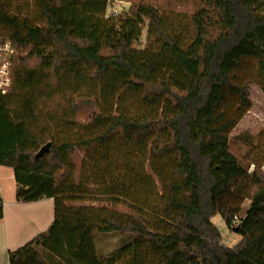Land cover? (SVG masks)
Returning a JSON list of instances; mask_svg holds the SVG:
<instances>
[{"label": "trees", "instance_id": "16d2710c", "mask_svg": "<svg viewBox=\"0 0 264 264\" xmlns=\"http://www.w3.org/2000/svg\"><path fill=\"white\" fill-rule=\"evenodd\" d=\"M192 1L182 45L149 2L130 7L136 21L113 22L104 19L107 0H33L39 25L10 13L9 2L0 0L6 31L0 42L13 49L10 86L0 95V166L12 170L15 202L52 199L54 214L46 231L8 252V264H119L127 255L131 261L124 264H264V174L260 165L249 172L228 150L230 132L250 109L249 84H236L233 72L245 59L264 61V0ZM144 22L152 50L134 48ZM31 58L41 62L36 76L26 68ZM75 67L89 69L91 81L118 76L143 101L164 109L136 118L100 111L87 93L74 99L66 93V76ZM48 76L64 90L49 91ZM56 93L69 120L37 109L41 95L44 106ZM86 109L88 126L100 127L98 133L66 137L61 127L53 133V124L65 127ZM116 132L124 138L161 135L149 150L148 170L161 189L153 210L119 193L105 195L101 209L84 206L87 197L67 187L72 154L103 152ZM46 143L49 152L35 159ZM249 186L256 188L252 195ZM216 215L227 229H237L238 244H221L210 221ZM108 233L132 241L100 259L94 236Z\"/></svg>", "mask_w": 264, "mask_h": 264}, {"label": "rangeland", "instance_id": "374dc122", "mask_svg": "<svg viewBox=\"0 0 264 264\" xmlns=\"http://www.w3.org/2000/svg\"><path fill=\"white\" fill-rule=\"evenodd\" d=\"M9 2V11L19 17L27 16L33 23L42 24L37 16L33 0H7ZM149 2L160 10V16L163 26L171 36L177 38L179 43L185 45L188 42L189 34L186 27L187 14L192 8V0H107L104 13V19L112 18L114 21H122L126 17L136 21V17L130 15V7H136L140 3ZM264 10V9H263ZM141 26V25H140ZM139 26V27H140ZM5 30L0 27V36L5 34ZM147 43L146 22L142 24L139 32L135 49L152 50L153 48ZM50 48L45 47L43 55L47 56ZM41 62L38 59L31 58L26 65L28 71L40 67ZM44 66V64H43ZM65 67H61V70ZM89 69L73 68L72 72L66 76L70 81L67 94L76 99L81 93H87L96 101L100 111L104 113L115 112L122 113L130 117H139L142 114H158L164 109L163 103L158 101H143L138 92L127 89L123 79L118 76L104 75L99 76L95 81L89 79ZM34 76L37 71L32 72ZM236 84H249V102L250 109L243 116L240 122L229 134L228 150L238 160L242 166H249V172L253 170L254 165H260L261 172L264 174V61L256 58H249L243 61V65L234 70ZM79 85H84L85 90L79 89ZM46 87L49 91L54 89L60 90L61 85H56L48 76ZM58 87V88H57ZM64 90V89H63ZM31 91H28L26 98H31ZM51 92V93H52ZM40 94H44L41 92ZM33 100L39 101L40 107L37 109L41 115L47 112V115L55 119L71 118L70 110L65 104V100L60 93L45 102L43 106V95ZM41 101V102H40ZM73 123L64 121L67 126L62 127L60 124H53L52 130L57 135L56 128L61 127L59 131L66 137L94 135L99 132L100 127L88 126L91 119L88 109L72 115ZM43 120V119H41ZM62 123V122H60ZM39 123L37 127H42ZM161 135L158 132L152 133L145 138L122 137L118 132L114 133L106 143V149L103 152L84 153L81 151L74 152L70 159V176L67 187L73 188L76 192L86 196L89 201L84 202V206L98 207L99 209L107 206L108 198L105 195L119 193L123 197L128 195L137 204L143 205L148 210H153L159 202L161 189L157 178L148 170V163L153 161L150 158V147L158 143ZM9 179H13L12 170L0 166V184L4 188V198L9 193ZM254 187H247V192L252 195L255 192ZM248 201L242 205V210L247 208ZM52 204H49L48 226L53 218ZM242 215V212L240 213ZM211 223L217 228L221 235V244L225 247H232L239 243L240 236L237 233L227 229L225 223L219 215L211 218ZM8 226L11 228L10 222ZM46 226V225H45ZM42 229L43 231L45 230ZM9 230L11 239V232ZM14 232V230H13ZM19 240L17 249L29 240ZM95 248L97 256L100 259H106L122 247L131 243L132 239L128 237H119L114 233L95 234ZM151 259V258H149ZM148 261V259L146 258ZM130 255L122 259L119 264L130 262ZM149 263V262H148Z\"/></svg>", "mask_w": 264, "mask_h": 264}, {"label": "crops", "instance_id": "0c3cea01", "mask_svg": "<svg viewBox=\"0 0 264 264\" xmlns=\"http://www.w3.org/2000/svg\"><path fill=\"white\" fill-rule=\"evenodd\" d=\"M9 193L4 198V188L0 184V201L2 202V218L0 219V264H8L7 254L19 245V240H32L38 234L47 230L50 226L47 223L49 204L53 208L52 199H41L29 203H17L14 200L15 183L14 179H9ZM53 210V209H52ZM54 215V214H53ZM8 222L11 224L9 235ZM46 225V226H45ZM45 230L43 231L42 229ZM14 230V232H13ZM25 240V241H26Z\"/></svg>", "mask_w": 264, "mask_h": 264}, {"label": "built area", "instance_id": "2783aa9c", "mask_svg": "<svg viewBox=\"0 0 264 264\" xmlns=\"http://www.w3.org/2000/svg\"><path fill=\"white\" fill-rule=\"evenodd\" d=\"M12 54L11 43L0 42V95H4L10 86L9 61Z\"/></svg>", "mask_w": 264, "mask_h": 264}, {"label": "water", "instance_id": "95a60500", "mask_svg": "<svg viewBox=\"0 0 264 264\" xmlns=\"http://www.w3.org/2000/svg\"><path fill=\"white\" fill-rule=\"evenodd\" d=\"M49 147H50V144H49V143H46L45 145H43V146L37 151V153L35 154L34 158H35V159H40V158H42L45 154H47V153L49 152ZM232 232L237 233V229H236V228L232 229Z\"/></svg>", "mask_w": 264, "mask_h": 264}]
</instances>
